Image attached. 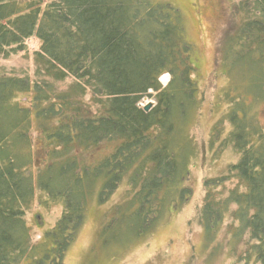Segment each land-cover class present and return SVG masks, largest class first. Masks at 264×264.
<instances>
[{"label":"trees","instance_id":"1","mask_svg":"<svg viewBox=\"0 0 264 264\" xmlns=\"http://www.w3.org/2000/svg\"><path fill=\"white\" fill-rule=\"evenodd\" d=\"M235 14L220 59L229 86L219 98L230 102L226 139L238 160L224 177L203 181L199 219L210 245L231 215L233 238L247 234L245 260L264 264V137L246 118L248 104H264V0H244ZM32 36L40 43L33 78L0 76V264H64L88 198L102 202L120 184L126 198L99 237L109 228L114 242L124 229L148 235L190 194L189 132L200 98L178 10L167 0H0V56ZM30 93L24 107L19 96ZM144 97L155 101L148 112ZM33 124L46 162L33 159ZM102 145L112 150L95 159ZM36 191L61 213L32 244L24 213Z\"/></svg>","mask_w":264,"mask_h":264},{"label":"rangeland","instance_id":"2","mask_svg":"<svg viewBox=\"0 0 264 264\" xmlns=\"http://www.w3.org/2000/svg\"><path fill=\"white\" fill-rule=\"evenodd\" d=\"M167 1L178 10L185 38L194 50V79L200 98L198 113L189 132L195 148V155L188 162V176L185 180V186L190 189L189 197L176 210L165 215L148 235L138 238L135 234L126 233L124 229V232H120L121 237H117L119 239L114 242L108 236L111 228L104 231L107 235L99 237V232L114 217V208L124 203L126 185L120 184L108 196L103 195L102 202H98L95 195L90 196L84 223L65 254L64 264H255L252 257L245 260L247 234L233 238L236 223L232 221L231 215L223 219L210 245L205 242L199 219L204 196L203 181L224 177L228 168L238 160L237 153L226 139L229 128L225 114L229 112L230 106L225 103L229 105L230 102L219 96L229 86L228 77L223 75L224 69L228 72V64L223 69L220 59L226 39L234 33L238 23L235 18L236 6L244 0ZM190 4L199 7L198 14L191 9ZM39 47L38 39L32 36L24 42L21 51L0 56V76L28 77L31 80L34 72L33 58ZM158 82L165 87L169 75L161 76ZM67 83H70V79L60 85L61 88H65ZM225 94L226 91L223 96ZM19 98L22 105L27 107L33 94ZM149 103L155 105L152 98L144 97L140 107ZM247 108L246 118L252 121L251 125L264 137V104L256 103ZM37 128L33 124L30 132L35 144H32L33 159L46 162L43 154L35 150L39 132ZM98 150L101 155H95V159L100 160L112 148L110 145H102ZM83 159L88 164L92 155L86 154ZM225 183V188L235 184L230 181ZM60 213V204L45 202L35 192L33 203L24 213L32 244L43 240V234L51 230Z\"/></svg>","mask_w":264,"mask_h":264},{"label":"water","instance_id":"3","mask_svg":"<svg viewBox=\"0 0 264 264\" xmlns=\"http://www.w3.org/2000/svg\"><path fill=\"white\" fill-rule=\"evenodd\" d=\"M151 107H152V104L149 103L143 108V111L148 112Z\"/></svg>","mask_w":264,"mask_h":264},{"label":"bare ground","instance_id":"4","mask_svg":"<svg viewBox=\"0 0 264 264\" xmlns=\"http://www.w3.org/2000/svg\"><path fill=\"white\" fill-rule=\"evenodd\" d=\"M163 81H166V78L165 77H162Z\"/></svg>","mask_w":264,"mask_h":264}]
</instances>
